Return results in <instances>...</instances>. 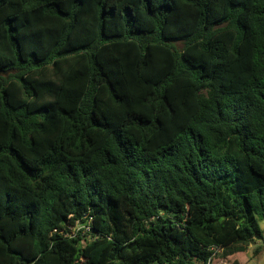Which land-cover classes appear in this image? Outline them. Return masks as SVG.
I'll return each instance as SVG.
<instances>
[{
    "label": "trees",
    "instance_id": "obj_1",
    "mask_svg": "<svg viewBox=\"0 0 264 264\" xmlns=\"http://www.w3.org/2000/svg\"><path fill=\"white\" fill-rule=\"evenodd\" d=\"M263 222L264 0H0V264H211Z\"/></svg>",
    "mask_w": 264,
    "mask_h": 264
},
{
    "label": "rangeland",
    "instance_id": "obj_2",
    "mask_svg": "<svg viewBox=\"0 0 264 264\" xmlns=\"http://www.w3.org/2000/svg\"><path fill=\"white\" fill-rule=\"evenodd\" d=\"M261 225L264 228V222ZM235 260L242 264H264V240L254 242L241 255L224 257L219 251V255L213 258L211 264H235Z\"/></svg>",
    "mask_w": 264,
    "mask_h": 264
},
{
    "label": "built area",
    "instance_id": "obj_3",
    "mask_svg": "<svg viewBox=\"0 0 264 264\" xmlns=\"http://www.w3.org/2000/svg\"><path fill=\"white\" fill-rule=\"evenodd\" d=\"M90 222L87 224V225H81V224H78L75 228L72 229V234L77 231H80V230H83V234H88L89 232H91V226H90Z\"/></svg>",
    "mask_w": 264,
    "mask_h": 264
},
{
    "label": "water",
    "instance_id": "obj_4",
    "mask_svg": "<svg viewBox=\"0 0 264 264\" xmlns=\"http://www.w3.org/2000/svg\"><path fill=\"white\" fill-rule=\"evenodd\" d=\"M8 73L4 74V75H7Z\"/></svg>",
    "mask_w": 264,
    "mask_h": 264
}]
</instances>
